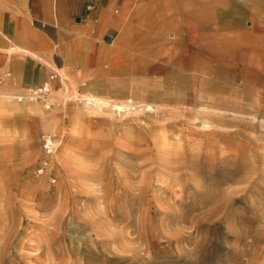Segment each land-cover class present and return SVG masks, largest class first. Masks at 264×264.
Masks as SVG:
<instances>
[{
	"label": "rangeland",
	"instance_id": "obj_1",
	"mask_svg": "<svg viewBox=\"0 0 264 264\" xmlns=\"http://www.w3.org/2000/svg\"><path fill=\"white\" fill-rule=\"evenodd\" d=\"M231 74L0 94V264H264V90Z\"/></svg>",
	"mask_w": 264,
	"mask_h": 264
},
{
	"label": "crops",
	"instance_id": "obj_2",
	"mask_svg": "<svg viewBox=\"0 0 264 264\" xmlns=\"http://www.w3.org/2000/svg\"><path fill=\"white\" fill-rule=\"evenodd\" d=\"M264 90V0H0V94L159 95L179 79Z\"/></svg>",
	"mask_w": 264,
	"mask_h": 264
},
{
	"label": "built area",
	"instance_id": "obj_3",
	"mask_svg": "<svg viewBox=\"0 0 264 264\" xmlns=\"http://www.w3.org/2000/svg\"><path fill=\"white\" fill-rule=\"evenodd\" d=\"M0 83H1V78H0Z\"/></svg>",
	"mask_w": 264,
	"mask_h": 264
}]
</instances>
